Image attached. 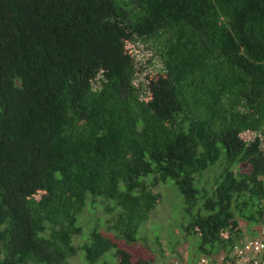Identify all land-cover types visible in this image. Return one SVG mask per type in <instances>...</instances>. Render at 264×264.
I'll list each match as a JSON object with an SVG mask.
<instances>
[{"label":"trees","instance_id":"16d2710c","mask_svg":"<svg viewBox=\"0 0 264 264\" xmlns=\"http://www.w3.org/2000/svg\"><path fill=\"white\" fill-rule=\"evenodd\" d=\"M138 39L164 64L146 93ZM260 135L264 0H0V264H70L79 249L87 264L113 250L136 264L119 240L141 239L170 180L219 264L243 242L240 218L264 223ZM96 197L116 234L95 219L76 246Z\"/></svg>","mask_w":264,"mask_h":264},{"label":"rangeland","instance_id":"374dc122","mask_svg":"<svg viewBox=\"0 0 264 264\" xmlns=\"http://www.w3.org/2000/svg\"><path fill=\"white\" fill-rule=\"evenodd\" d=\"M128 47L135 58V84L146 93L149 89L150 78L164 68L161 57V45L156 40L144 41L138 39L130 42ZM257 135L258 133L253 131L242 133V137L248 141L253 140ZM260 136L264 138V135ZM249 168V166L239 165L235 167V170L245 171ZM218 172L219 169L214 168L205 175L213 182ZM155 190L161 194V197L149 219L141 226L139 233L141 239L132 244L120 239V246L134 253L136 264H163L174 258H181L187 264H197L200 258L207 256V254L198 250L200 236L198 233L192 232V228L189 227L192 210L186 208L184 198L175 188L172 180L160 182ZM90 200L92 201V199ZM94 200L88 204L83 214L79 217L78 224L82 226V232L73 238L76 246H80V244L89 239L90 231L95 225V219L96 222L99 221L98 226L103 231L111 235L116 234V231L110 229L109 226H112L117 220V210L107 211L105 204L108 201L102 197H96ZM240 225L243 229L242 240L244 241L254 235L252 230L257 231L264 223L261 222L256 225L246 218H240ZM119 259L115 254V250H113L96 264H105V262L117 264ZM69 260L70 264H87L85 253L81 249ZM209 263H211L210 258Z\"/></svg>","mask_w":264,"mask_h":264},{"label":"built area","instance_id":"2783aa9c","mask_svg":"<svg viewBox=\"0 0 264 264\" xmlns=\"http://www.w3.org/2000/svg\"><path fill=\"white\" fill-rule=\"evenodd\" d=\"M228 255H230L229 258H226V253L219 255L218 258L221 261L219 264H264V225L258 229L256 236L235 244ZM201 263L208 264L209 258L202 257ZM164 264L187 263L183 259L174 258Z\"/></svg>","mask_w":264,"mask_h":264},{"label":"water","instance_id":"95a60500","mask_svg":"<svg viewBox=\"0 0 264 264\" xmlns=\"http://www.w3.org/2000/svg\"><path fill=\"white\" fill-rule=\"evenodd\" d=\"M241 165L249 166V164H248V163H243V164H241Z\"/></svg>","mask_w":264,"mask_h":264}]
</instances>
